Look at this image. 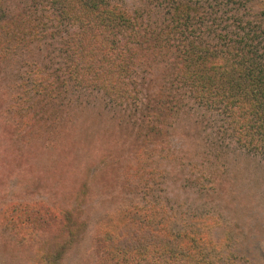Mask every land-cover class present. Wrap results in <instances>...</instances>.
Listing matches in <instances>:
<instances>
[{"label": "rangeland", "instance_id": "rangeland-1", "mask_svg": "<svg viewBox=\"0 0 264 264\" xmlns=\"http://www.w3.org/2000/svg\"><path fill=\"white\" fill-rule=\"evenodd\" d=\"M17 1L0 0V264H264V156L224 113L184 97L168 127L144 133L153 61L114 45L120 89L136 95L82 86L49 27L5 24ZM152 225L182 253L113 255L108 235Z\"/></svg>", "mask_w": 264, "mask_h": 264}, {"label": "trees", "instance_id": "trees-1", "mask_svg": "<svg viewBox=\"0 0 264 264\" xmlns=\"http://www.w3.org/2000/svg\"><path fill=\"white\" fill-rule=\"evenodd\" d=\"M120 1L26 0L27 10L18 0L21 5L11 9L5 24L19 23L31 31L49 27L53 38L60 36L56 58L66 57L82 86L106 96L119 93L123 85L113 47L124 46L149 60L145 65L153 61L145 101L153 103L154 112L144 121V133L167 126L186 97L203 108L220 109L237 141L264 156V0H140L131 12ZM74 28L77 42L90 48L85 54L72 49ZM160 58L166 63L158 68ZM132 85L120 94L135 96ZM152 226L144 231L146 237L132 229L116 242L108 235L113 255L151 263L182 253L175 250L176 237L169 239Z\"/></svg>", "mask_w": 264, "mask_h": 264}]
</instances>
